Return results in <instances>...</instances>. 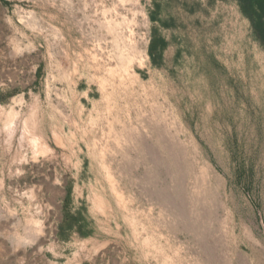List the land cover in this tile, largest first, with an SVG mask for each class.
<instances>
[{"label":"rangeland","instance_id":"rangeland-1","mask_svg":"<svg viewBox=\"0 0 264 264\" xmlns=\"http://www.w3.org/2000/svg\"><path fill=\"white\" fill-rule=\"evenodd\" d=\"M209 261L264 264V47L239 2L0 0V264Z\"/></svg>","mask_w":264,"mask_h":264},{"label":"trees","instance_id":"trees-1","mask_svg":"<svg viewBox=\"0 0 264 264\" xmlns=\"http://www.w3.org/2000/svg\"><path fill=\"white\" fill-rule=\"evenodd\" d=\"M242 14L252 25L255 37L264 47V0H237Z\"/></svg>","mask_w":264,"mask_h":264},{"label":"bare ground","instance_id":"bare-ground-1","mask_svg":"<svg viewBox=\"0 0 264 264\" xmlns=\"http://www.w3.org/2000/svg\"><path fill=\"white\" fill-rule=\"evenodd\" d=\"M121 56V57H120ZM132 57H133V55L131 56V59H132ZM136 57V56H135ZM121 59V61L122 62H125V63H127V62H129V57L126 55L125 56V54H123V53H121L120 55H119V57H118V59ZM120 61V62H121ZM123 65H125V64H123ZM139 136V135H138ZM143 138V137H142ZM133 143H135V145L133 146V148L135 147V148H137V146H138V149L139 150H142V151H148L150 148L149 147H147V145L143 142V141H140V142H133ZM165 144V143H164ZM150 145V144H149ZM132 146V145H131ZM173 150V149H172ZM152 154V153H151ZM171 154V153H170ZM175 155V154H174ZM152 156V155H151ZM153 158H154V154H153V156H152ZM159 157V156H158ZM173 157V156H172ZM157 159V158H156ZM153 162V161H152ZM155 162V161H154ZM162 163V162H161ZM157 164V163H156ZM158 165V164H157ZM171 168V167H170ZM183 184H185V183H183ZM182 187V186H181ZM203 188V187H202ZM181 189H183V188H181ZM164 198V197H163ZM161 205H163L166 209H167V207L166 206H168L167 204L166 205H164V204H161ZM195 209H196V207H195ZM170 210V212L171 213H174V214H176V215H180V212H177L178 210H172V209H169ZM181 211V210H180ZM182 212V211H181ZM209 212V211H208ZM204 213V212H203ZM181 216V215H180ZM206 219V218H205ZM197 222V221H196ZM202 223H203V221H202ZM198 226V225H197ZM207 227H209V226H207ZM193 229V228H192ZM202 230V229H201ZM191 232H193V231H191ZM195 232V231H194ZM206 232V231H205ZM200 234V233H199ZM203 234V233H202ZM195 236V235H194ZM199 237V236H198ZM200 239V238H199ZM203 241V240H202ZM203 246H204V244H203ZM207 247H208V245H207ZM206 248V247H205ZM199 251V250H198ZM205 251V250H204ZM201 255V254H200ZM204 257V256H203ZM207 259V255L205 256V260ZM199 260V259H198ZM207 264H211V261H209Z\"/></svg>","mask_w":264,"mask_h":264}]
</instances>
